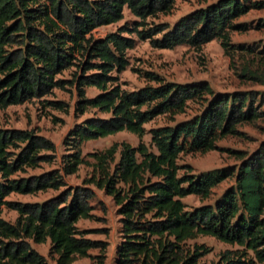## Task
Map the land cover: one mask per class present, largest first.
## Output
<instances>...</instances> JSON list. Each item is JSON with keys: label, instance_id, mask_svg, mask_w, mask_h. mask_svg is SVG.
I'll return each mask as SVG.
<instances>
[{"label": "trees", "instance_id": "obj_1", "mask_svg": "<svg viewBox=\"0 0 264 264\" xmlns=\"http://www.w3.org/2000/svg\"><path fill=\"white\" fill-rule=\"evenodd\" d=\"M174 0H0V107L20 104L50 94L54 88H73L75 115L95 109L107 116H89L67 129L58 167L38 174L19 175L55 158L54 144L32 129L0 127V213L14 210V220L0 216V264H47L30 243L49 241L48 256L55 264H70L88 257L104 264L106 244L85 237L75 223L91 218L92 188L111 197L120 223L113 264H200L207 252L188 241L208 235L236 245L224 249L213 264L264 262V139L248 154L232 151L235 167L194 173L177 164L181 153L219 149L216 141L237 136L236 126L264 118V92L213 93L203 80L165 81L142 71L146 83L125 90L117 73L127 66L125 51L135 39L152 47H191L217 39L225 49L229 32L240 25L233 20L249 9H264V0H214L180 16L172 25L154 23L138 29L143 19L167 13ZM140 19L133 27L94 38L91 32L122 18L123 8ZM264 26V18L256 27ZM127 34V35H126ZM259 53H263L264 45ZM264 60V58H263ZM264 64V61H263ZM74 67L69 78H57ZM244 77L264 85V73L243 68ZM97 93L85 95V88ZM205 95L209 96L204 99ZM204 99L202 110L173 125L151 127L148 145L112 142L88 153V176L79 185H67L84 160L81 145L119 131L141 137L143 125L162 114L183 112L187 101ZM64 110L62 101H46ZM153 147L154 151L150 150ZM117 159L115 160V154ZM233 179L212 203L186 208V195L206 199L226 178ZM55 194L35 202L7 200L10 193ZM96 249L97 254L88 251Z\"/></svg>", "mask_w": 264, "mask_h": 264}, {"label": "rangeland", "instance_id": "obj_2", "mask_svg": "<svg viewBox=\"0 0 264 264\" xmlns=\"http://www.w3.org/2000/svg\"><path fill=\"white\" fill-rule=\"evenodd\" d=\"M212 1L214 0H174L171 9L167 13H158L146 17L142 20L143 25H139L138 29L161 22L170 26L180 16L196 8L203 7ZM260 18H264V9H249L246 13L234 19L233 23L240 25V27L229 32V43L233 47L227 50L219 44L217 39H212L199 47L180 44L170 49H160L152 47L147 39H139L135 33H130L128 35L135 39V43L132 48L125 51L128 64L124 70L116 74L117 83L125 90L136 89L146 83L142 71H152L162 76L165 81L185 83L203 80L208 83L213 93L248 90L264 92V85L254 83L242 74L244 67L264 73V56L263 53H259L264 45V26L256 27L257 20ZM135 22H140V19L124 7L120 20L95 28L91 35L94 38H99L108 32L115 31L121 25L133 27ZM73 70L74 67H70L63 70L56 77L69 78ZM84 91L88 97L97 93V90L93 87H86ZM204 97V99L209 98L207 95ZM75 99L76 95L73 88L65 85L64 88L52 89L50 94L40 98H32L20 104L0 107V127L32 129L54 144L55 158L51 162L40 163L36 168L26 169L19 175L38 174L58 167L60 165V155L64 152L61 141L67 129L74 123L92 115L107 116L91 108L81 115H75L73 113ZM204 99L187 101L181 113L172 116L168 114L156 116L143 125L145 132L141 137L123 130L84 142L80 147L84 162L79 165L74 174L64 176L66 184L79 185L81 180L88 176L90 172V167L87 164L90 162L88 153L101 150L112 142H126L131 146L143 142L148 145L149 134L147 130L149 128L173 125L178 121L190 118L202 110L205 104ZM55 100L62 101L65 104V109L58 110L45 103L46 101ZM236 129L240 132L237 136H227L216 141L219 149L205 153H181L176 159L177 164L189 165L194 173L215 168L235 167L239 160L232 151L248 154L264 139V118L251 123H241L236 126ZM150 150L154 151L153 147H150ZM116 159L117 153L115 154ZM230 185H233L231 177L214 186L206 199H199L195 195H186L180 200L187 209L204 203H212ZM92 189L94 191V196L90 200L92 217L78 219L75 225L79 230L85 231V237L105 242L104 264H113L114 248L120 237L118 215L115 212L111 197L105 195L102 190ZM55 193L56 191L52 190L34 194L10 193L6 199L19 202H35ZM0 216L12 222L16 213L14 210L2 208ZM188 242L203 245L207 249V252L199 259L200 264H213L217 261L221 251L237 247L208 235H198ZM30 244L45 257L47 264H55L48 256L49 241L47 239L42 243ZM88 253L89 255H95L97 250L91 249ZM70 264H91V261L88 257H78ZM253 264H264V262H254Z\"/></svg>", "mask_w": 264, "mask_h": 264}]
</instances>
